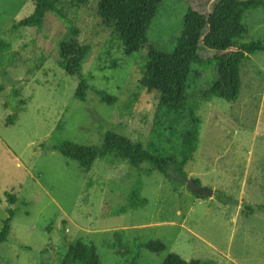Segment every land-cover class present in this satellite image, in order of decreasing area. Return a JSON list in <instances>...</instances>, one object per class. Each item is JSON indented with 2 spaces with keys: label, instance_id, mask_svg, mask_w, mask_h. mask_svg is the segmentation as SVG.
I'll return each instance as SVG.
<instances>
[{
  "label": "rangeland",
  "instance_id": "obj_1",
  "mask_svg": "<svg viewBox=\"0 0 264 264\" xmlns=\"http://www.w3.org/2000/svg\"><path fill=\"white\" fill-rule=\"evenodd\" d=\"M98 1L76 7L60 0L63 17L48 12L38 30L12 28L33 12L35 0H0V37L11 45L0 52V227L8 193L18 196L19 209L9 240L0 242V264H64L78 238L97 244L102 264H123L125 257L104 243L115 231L127 241L166 242L160 253L141 249L139 264H163L172 252L212 264H264V50L243 60L236 100L210 91L218 79L215 65L194 63L198 78L179 104L163 108L160 92L141 84L148 46L125 54ZM217 1L161 0L149 43L174 52L187 10L208 17ZM243 21L247 32L238 44L264 39V9H250ZM70 26L78 28L81 44L91 45L84 72L93 78L85 101L75 96L78 77L61 65L59 43L70 37ZM199 51L210 54L202 42ZM97 89L116 102H103ZM109 131L144 143L156 139L178 156L187 135L188 175L213 187L214 196L196 194L158 170L144 174L147 164L132 168L124 160L99 159L86 169L51 148L59 138L102 144ZM139 179L147 203L130 208Z\"/></svg>",
  "mask_w": 264,
  "mask_h": 264
},
{
  "label": "trees",
  "instance_id": "obj_2",
  "mask_svg": "<svg viewBox=\"0 0 264 264\" xmlns=\"http://www.w3.org/2000/svg\"><path fill=\"white\" fill-rule=\"evenodd\" d=\"M76 7L87 5L91 0H70ZM60 0H35V8L29 15L15 20L12 28L32 27L42 30L48 12L62 15L58 3ZM161 0H99L98 11L107 24L113 25L124 47V53L131 55L148 46L146 69L141 77V84L149 91L157 90L161 94V106L169 108L179 104L184 98L188 83L198 78V73H192L194 63L207 66L215 65L218 79L211 84L212 94L224 97L228 101L238 98L241 88L240 67L248 54H256L264 50V39H254L241 44L237 38L247 32L244 23L245 14L252 8L264 9V0H218L213 11L206 17L197 9L189 8L185 14L184 28L176 42L174 52L167 53L149 43L148 32L157 13ZM71 34L59 43L61 65L71 74L76 75L79 83L75 96L85 101L90 90V80L84 72V62L91 45L81 44L77 34L79 30L70 26ZM208 49V55L199 51V44ZM11 47L10 42L0 37V52L5 53ZM236 47L235 49H233ZM211 51V52H210ZM5 57V54L1 55ZM0 57V58H1ZM16 53L12 52L9 61H13ZM2 60V59H1ZM14 89L13 98L18 94ZM98 97L105 103L113 104L117 97L104 89H97ZM13 115L10 116L12 120ZM181 156L168 148L157 145L156 139L148 143L133 141L114 132H107L102 144H85L59 138L52 149L60 151L66 157L76 160L81 166L90 169L99 159L124 160L132 168H142L144 174L150 175L154 170L161 172L174 183L194 180L189 177L186 166L190 159L188 136L183 134ZM142 182L131 190L128 196V207L137 208L147 203L141 196ZM8 205L6 215L2 218L0 227V242L9 240L11 222L18 207L16 194H7ZM25 203V200L23 201ZM252 211L253 207L250 206ZM105 245L116 254L125 257L123 264H139L141 249L160 253L167 248L161 239L148 241L134 238L124 239L122 231H115L113 237L105 239ZM64 264H102V258L97 244L87 242L82 238L71 242L68 256ZM163 264H212L199 258L187 259L177 252H172Z\"/></svg>",
  "mask_w": 264,
  "mask_h": 264
},
{
  "label": "water",
  "instance_id": "obj_3",
  "mask_svg": "<svg viewBox=\"0 0 264 264\" xmlns=\"http://www.w3.org/2000/svg\"><path fill=\"white\" fill-rule=\"evenodd\" d=\"M188 187L191 189L192 192L204 195V196H214L215 189L213 187H210L208 185H204L201 183H197L194 180H189L187 182Z\"/></svg>",
  "mask_w": 264,
  "mask_h": 264
}]
</instances>
